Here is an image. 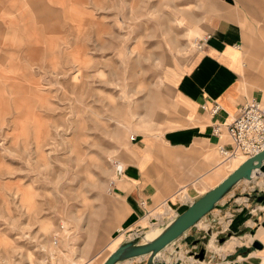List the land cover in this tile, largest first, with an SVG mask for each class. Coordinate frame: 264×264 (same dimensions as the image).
<instances>
[{"label": "rangeland", "instance_id": "rangeland-1", "mask_svg": "<svg viewBox=\"0 0 264 264\" xmlns=\"http://www.w3.org/2000/svg\"><path fill=\"white\" fill-rule=\"evenodd\" d=\"M218 2L0 0V264H99L126 238H113L123 219L113 194L118 164L134 163L131 136L181 126L164 76L192 62ZM243 161L236 155L222 166L231 173ZM208 176L195 186L196 200L214 186ZM259 195L260 172L219 205L249 211ZM172 210L165 203L149 218ZM210 229L186 234L197 245L177 240L189 251L184 264L213 253L209 240L218 248L223 229Z\"/></svg>", "mask_w": 264, "mask_h": 264}, {"label": "crops", "instance_id": "crops-1", "mask_svg": "<svg viewBox=\"0 0 264 264\" xmlns=\"http://www.w3.org/2000/svg\"><path fill=\"white\" fill-rule=\"evenodd\" d=\"M216 10L214 23L192 62L182 68H171L164 76L182 111L181 126L157 138L134 135V163L118 164L121 168L113 194L123 201L120 225L132 216H136V221L127 230H117L120 233L114 241L121 240L125 234L126 238L99 264L120 244L137 239V236L152 235L175 217L168 214L152 220L149 210L166 203L171 210L174 207L172 212L177 216L196 201L195 186L203 177L210 174L204 181L214 184L212 188L225 179L230 173H226L227 167L222 164L228 159L219 148L230 151L232 147L226 134L216 136L213 128L233 120L246 103L264 104V0H219ZM215 105L219 111L212 114ZM214 149L224 157L222 164L213 163ZM177 194L187 198L179 196L173 205L170 199ZM217 212L224 216L216 219L217 213L212 211L192 229L203 232V237L209 235L210 228L219 225L223 231L217 232L216 237L225 235L227 239L218 248L209 240L208 247L213 253L206 250L205 260L208 257V261L197 264H264V206L256 203L249 211L244 207ZM143 222L147 224L144 227L140 225ZM154 223L158 228H151ZM201 224L203 229L199 227ZM254 242H258L261 249L254 248ZM176 243L170 245L173 248L168 249V246L162 251L157 262L184 264L182 254L189 251L176 247ZM92 260L82 264H91ZM145 263L146 257H142L120 264Z\"/></svg>", "mask_w": 264, "mask_h": 264}, {"label": "water", "instance_id": "water-1", "mask_svg": "<svg viewBox=\"0 0 264 264\" xmlns=\"http://www.w3.org/2000/svg\"><path fill=\"white\" fill-rule=\"evenodd\" d=\"M258 172L264 174V149L258 154L243 161L218 185L191 203L185 211L175 216L170 222L158 228L157 230H159V233L154 239L143 241L141 236H137V239L122 243L106 257L102 264H120L142 257H146L145 264H167L164 262H157V257L160 253L180 238H184V242L187 245H197L198 240H195L191 236H187V232L212 211L216 209L224 210V205H219L220 202L229 195L238 183L242 181H251ZM255 201L264 206V195L256 196ZM135 221L136 216L129 217L122 224L121 229L123 231L127 230ZM262 226L264 227V223ZM116 236H118V231L113 235V238ZM139 237H141V239H138ZM224 241L225 238L221 237L218 243L222 244ZM253 247L261 249V245L258 242H254ZM204 252V249L200 250L196 258L203 260ZM171 264L180 263L176 261Z\"/></svg>", "mask_w": 264, "mask_h": 264}, {"label": "built area", "instance_id": "built-area-1", "mask_svg": "<svg viewBox=\"0 0 264 264\" xmlns=\"http://www.w3.org/2000/svg\"><path fill=\"white\" fill-rule=\"evenodd\" d=\"M218 111V105L211 109L212 114ZM213 133L216 136L225 133L229 139L232 147L230 151L219 148L226 159L241 155L245 161L258 154L264 149V104L255 101L244 104L233 120L216 124ZM130 141L134 142L135 138L131 136Z\"/></svg>", "mask_w": 264, "mask_h": 264}, {"label": "bare ground", "instance_id": "bare-ground-1", "mask_svg": "<svg viewBox=\"0 0 264 264\" xmlns=\"http://www.w3.org/2000/svg\"><path fill=\"white\" fill-rule=\"evenodd\" d=\"M235 157V156H234ZM233 158V157H232ZM228 159H231V158H228ZM233 172V171H232ZM231 172V173H232ZM178 195V194H177ZM175 196V197H173L172 199H170V201H172L174 198L175 199H177L178 198V196ZM163 206V205H162ZM158 233H159V230H155L154 231V233L152 234V235H146V236H144V237H142V239H143V241H150V240H152V239H154L157 235H158ZM209 244H210V241H209V243H208V246H209Z\"/></svg>", "mask_w": 264, "mask_h": 264}]
</instances>
